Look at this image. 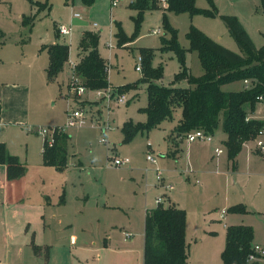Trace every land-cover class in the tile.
<instances>
[{
	"label": "rangeland",
	"instance_id": "rangeland-1",
	"mask_svg": "<svg viewBox=\"0 0 264 264\" xmlns=\"http://www.w3.org/2000/svg\"><path fill=\"white\" fill-rule=\"evenodd\" d=\"M111 1L95 0L87 7L81 0H0V84H3L0 100L9 105L7 115L16 124L9 134L15 147L20 149L17 152L21 157L25 155L27 134H38L41 146L44 140L39 133L41 129H64L73 110L85 114L84 125L65 131L73 138L67 149V169L56 172L51 167L45 168L43 178L50 187L61 182L66 183L68 191L74 189L65 208L58 207L56 213L60 214L62 223L71 221L73 228L69 231L80 238L79 244L82 240L97 244L93 251L89 249L82 255L89 264H100L99 258L103 264H142L145 209L156 206V198L161 197L163 190L168 192L165 186L170 184V199L186 213L187 264H221L226 229L237 225L252 229V248L264 249V154L256 142L253 141L254 148L248 145L241 149L235 168L216 137L207 149V157L213 158V163L200 176L192 166L188 168L184 157L176 164L161 157L166 155L165 136L180 120V109H176L171 121L163 122L148 134L138 133L130 143L122 144L120 129L124 120L130 119L134 124L146 121L145 114L140 112L147 103L146 85L139 84L138 88L122 93L127 102L120 105L115 98L109 102L106 98L97 99L90 91L82 96L74 95L68 89L67 67L71 64H66L57 78L49 82L45 74L48 56L44 49L50 44L64 43L69 46L68 62L75 63L80 33L98 34V51L107 66L109 87L115 91L141 79L142 72L136 71V65L140 51L149 49L151 67H163L162 77L156 83L168 87L179 72V63L172 52L159 50L161 38H168L163 31V13L168 25L176 31L180 47L188 49L186 34L193 27L224 48L242 55L220 16L235 17L259 49L264 45V0H211L217 12L214 16L176 14L158 5L157 9L144 12L137 31V12L130 8L134 0H113L116 2L113 7ZM194 5L199 10L213 11L207 0H195ZM74 13L81 18H73ZM58 27L71 28V35L64 39L58 37ZM118 27L127 37L133 36L132 40L119 45ZM155 29L160 30L158 35H152ZM185 67L194 77L202 74L194 52L186 51ZM177 86L186 88L188 84L181 81ZM244 86L243 82L235 81L221 89L239 91ZM14 92H26L25 106L13 109L7 102ZM117 95L120 94L116 92ZM72 99L77 103L71 102ZM257 107L262 111L254 114L263 119L264 104L261 102ZM106 124L109 128L103 131ZM15 129L23 133L21 138ZM101 139L105 144L100 143ZM181 144L172 146L173 151L177 153ZM214 147L222 151L221 156H215ZM148 154L156 160V166L146 160ZM113 158L127 159L129 166L113 168L109 166ZM157 171L166 182L163 185L156 180ZM82 195L88 197L76 203L75 197ZM162 204L166 206L167 201L164 199ZM96 205H101V209L107 207L101 211L107 218L105 227L102 223L97 226L92 220L91 214L97 212L91 211H97ZM233 208L240 209L233 211ZM95 225L99 230L92 229ZM85 226L90 230L82 235L81 227ZM55 229L52 228L53 238L65 232L62 227L57 233ZM104 241L106 248L99 249L103 248ZM253 263L264 264V255H257L250 262Z\"/></svg>",
	"mask_w": 264,
	"mask_h": 264
},
{
	"label": "trees",
	"instance_id": "trees-1",
	"mask_svg": "<svg viewBox=\"0 0 264 264\" xmlns=\"http://www.w3.org/2000/svg\"><path fill=\"white\" fill-rule=\"evenodd\" d=\"M84 6H91L95 0H81ZM213 11L199 10L195 0H168V7L163 9L176 14L187 12L190 15H217L211 0H207ZM156 0H134L130 8L137 12L136 31L144 12L157 9ZM230 36L236 41L242 55L232 52L191 27L186 38L188 49L179 46L177 34L166 20L163 13L162 26L168 38H161V52H172L178 63L179 72L171 85L160 86L156 81L162 77L163 67H151L152 51L142 49V77L133 84L116 88L118 94L138 88L145 84L146 106L140 109L145 114V123L134 124L126 120L121 126L122 144H128L138 134H146L158 128L163 122L171 121L174 111L180 109V120L168 137L175 148L185 140L188 133L202 130L207 135L218 131L225 135L223 143L227 159L234 162L241 152L243 144L252 142L264 129L262 119L253 118L258 98L264 99V45L256 49L240 22L233 16H220ZM136 34V32H135ZM57 36L59 33L57 30ZM117 42L123 45L132 37H127L118 27ZM99 35L90 31L82 33L78 42V62L72 68L69 90L76 81L88 91L103 90L109 86L107 66L98 51ZM48 54L45 69L49 82L54 81L63 71L69 60V46L52 44L44 47ZM197 55L202 74L194 77L185 67L186 51ZM185 81L188 87L177 84ZM235 81H247L248 87L239 91L224 92L222 86ZM54 143H43L42 163L63 171L67 166V149L70 136L66 133L54 134ZM0 165L6 166L8 180L18 179L25 173V168L15 156L7 153L0 143ZM240 208H233V211ZM186 213L173 204L156 206L145 216L143 233L142 264H187L188 249L185 240ZM253 232L250 227L237 225L226 229L225 246L221 254V264H249L248 257L253 254ZM255 264V263H253Z\"/></svg>",
	"mask_w": 264,
	"mask_h": 264
},
{
	"label": "crops",
	"instance_id": "crops-1",
	"mask_svg": "<svg viewBox=\"0 0 264 264\" xmlns=\"http://www.w3.org/2000/svg\"><path fill=\"white\" fill-rule=\"evenodd\" d=\"M83 32L80 33V37ZM64 38L65 37H63V39ZM77 62L66 63L71 64V66L67 67L69 69L70 77L72 68ZM66 64L64 69L66 68ZM2 87L3 84H0V89H2ZM25 94L26 92L22 94L14 92L10 95L7 102L13 107V109H19L20 107L25 106ZM1 96H4V91ZM71 102L77 103L75 99H72ZM8 106V104H5L4 101L0 100V143L4 144L9 155L17 157L20 164L25 168V173L18 179L8 180L6 177V166L0 165V264H89V260L82 255L89 249L93 251L97 244H95V242L89 244L86 240L80 241L79 244L80 238L69 231L73 228L71 221L62 223L60 214L56 213L58 207L61 206L65 208L67 201L69 202V199L73 197L72 193L74 189L71 188L68 191L66 183L62 184L61 182L58 185L51 187L47 185V181L43 178V174L46 173L45 168L49 167H46L42 163V147L44 141H42L40 146L38 134H35L34 136L29 134L26 135L25 145L27 151L24 156H20L17 152L20 149L15 147L14 141L10 138L9 134L10 129L15 128L16 124L10 122L11 117L7 115V112L9 111L7 108ZM255 111L256 112L254 113H257L260 110L256 107ZM17 112L18 111L15 113ZM254 113L252 114V117L259 119L260 117L255 116ZM126 120H124V122ZM15 130L18 133V138H21L23 133L20 130L18 131V129ZM170 134L171 133L165 136L167 144L166 155H161V157H166L175 164L181 157H184L188 168L192 166L193 170L200 176L204 174L213 163V158L207 157V149L211 148V144L216 137L225 151L223 143L226 137L220 131L211 136L212 140L209 143L199 141L192 143H186L185 141L182 142L180 150L177 153L175 150L173 151L171 142L168 140L167 136ZM67 135L70 136V146L71 139L73 142V138H71L70 134ZM185 144L187 145L184 147ZM248 145L251 148H254L252 141L243 144L242 149ZM183 148L185 149L184 151ZM215 150L214 154L216 157L222 155V153L217 155ZM29 151H31V156L29 155ZM238 156L233 162L235 168L237 167ZM163 182L166 183L164 180ZM170 191L167 192L163 190V193L160 192V194H162L161 197L163 200L165 199V201H167V205L173 204L178 207L177 204L170 199L168 194ZM87 197L88 196L85 195H82L81 198L75 197V201L76 203H79L80 199L84 201ZM102 206H104V204ZM155 207V205L152 207H146L145 216L147 212ZM99 209H101V205H96L95 210L97 211H91V213L97 212L95 215L91 214L92 220L97 226L102 223L105 227L107 218L104 217L101 211H106L107 207H102L100 211ZM77 211L79 212L80 210L78 209ZM223 219L224 217L221 218L220 215V220L222 221ZM96 225L92 226V229L99 230ZM60 227H62L65 232L59 234L58 237L53 238L52 228H56L55 230L57 233V231L60 230ZM224 228H226V225H224ZM89 230L88 226L81 227V234L84 235L85 232L87 233ZM71 239L75 240L74 244H71ZM106 245L107 242L104 241L103 248L99 249H105ZM98 260L100 264H103L100 261V258Z\"/></svg>",
	"mask_w": 264,
	"mask_h": 264
},
{
	"label": "built area",
	"instance_id": "built-area-1",
	"mask_svg": "<svg viewBox=\"0 0 264 264\" xmlns=\"http://www.w3.org/2000/svg\"><path fill=\"white\" fill-rule=\"evenodd\" d=\"M158 2V4L160 5V7L162 9H166L168 7V0H156ZM111 6H116V2L115 1H111ZM73 18H81L80 14L78 13H74L73 14ZM95 26V25H94ZM58 33L60 36L62 37H68L71 35V28H67V27H58ZM160 32L159 29H155L152 31V35H158ZM141 62L142 59L141 57H139L138 59V65H136V71L141 72ZM244 87L247 88L248 87V83L247 81L244 82ZM104 90V91H103ZM103 90H96V91H90V92H94V95L97 99H104L106 98L107 102H109L111 99H116V103L117 104H124L127 102V99L125 97L124 94H120L115 96L116 91L115 90H111V88L108 86L107 88L103 89ZM72 93L78 96H82L83 94H85L86 92H88V90L86 89L85 86L80 85L77 81L76 83H74L73 88L71 89ZM258 101L262 102L264 104V99L259 97ZM264 121V118L262 119ZM86 121V117L85 114L80 111V110H73L71 112V115L69 116V119L64 127V129L62 128H53V129H41L39 131L40 135L44 138V142L47 146H51L54 143V134L55 133H65L67 128H73L75 126H82L85 124ZM109 128V124H106V126L103 128V131H105L106 129ZM263 136L264 137V129L260 131L259 135L256 137L257 139L254 140V142H256V147L259 149V151L261 153L264 154V139L259 138ZM212 140L211 135H207L205 134L202 130H194L191 131L190 133H188L185 137V142L187 143H192L195 141H199V142H207L209 143ZM100 143L105 144L104 140H100ZM215 153L218 155L220 153H222L221 150L216 149ZM146 160L148 162H150L152 165L156 166V160L154 158H152L149 154L146 156ZM129 161L127 159H121V158H113L110 162H109V166L113 167V168H121L125 165H128ZM156 180L158 183H160L161 185H163V179L160 175V173L157 171L156 174ZM165 189L170 191L172 190V186L171 185H167L165 186ZM163 203V199L162 197L156 198L155 200V204L156 206H159ZM224 217V212H222L221 218ZM71 244L75 243L74 239H71ZM253 250V254L249 255L248 257V263L250 264L251 261H253L256 256H263L264 255V249L259 247V246H254L252 248Z\"/></svg>",
	"mask_w": 264,
	"mask_h": 264
}]
</instances>
